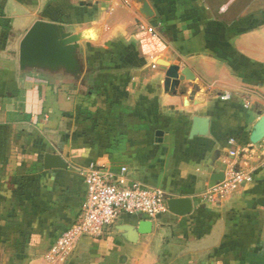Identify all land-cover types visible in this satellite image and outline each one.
Masks as SVG:
<instances>
[{"label":"crops","instance_id":"0c3cea01","mask_svg":"<svg viewBox=\"0 0 264 264\" xmlns=\"http://www.w3.org/2000/svg\"><path fill=\"white\" fill-rule=\"evenodd\" d=\"M148 2L0 0V264H264V0ZM38 19L81 36L76 71L21 68ZM166 63L193 77L167 92ZM231 165L250 177L222 192ZM92 166L193 209L122 214L55 255Z\"/></svg>","mask_w":264,"mask_h":264},{"label":"built area","instance_id":"2783aa9c","mask_svg":"<svg viewBox=\"0 0 264 264\" xmlns=\"http://www.w3.org/2000/svg\"><path fill=\"white\" fill-rule=\"evenodd\" d=\"M155 31L151 30V33ZM225 96V98H227ZM234 140L232 139L231 142ZM251 144L244 148L250 152ZM235 154V152H233ZM123 172L126 168L122 169ZM249 175L229 166L225 179L218 185L222 192L228 191L237 183L249 179ZM87 193L81 212L53 245L55 255H65L74 251L84 238H100L125 213L139 214L142 218L154 220L170 212L168 198L155 188L138 182L122 184L113 177L92 166L86 175Z\"/></svg>","mask_w":264,"mask_h":264},{"label":"water","instance_id":"95a60500","mask_svg":"<svg viewBox=\"0 0 264 264\" xmlns=\"http://www.w3.org/2000/svg\"><path fill=\"white\" fill-rule=\"evenodd\" d=\"M142 4V10L147 15H152L153 11L148 0H138ZM81 36L66 30L63 24L55 23L43 19H38L29 28L20 43L19 59L22 69L27 67H59L64 66L71 71L78 69L77 51L80 47ZM168 66L165 79V88L169 92L186 77L191 79V70L186 67L180 73L178 65L166 63ZM207 129V122L198 120L193 127V133L204 132ZM264 138V117L259 122L252 135L254 143L260 142ZM45 163L48 168L66 167V163L55 154H47ZM216 179H224L218 174ZM169 210L178 215H186L193 209L190 198L173 197L168 199ZM148 226V224H146Z\"/></svg>","mask_w":264,"mask_h":264}]
</instances>
